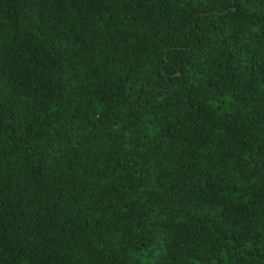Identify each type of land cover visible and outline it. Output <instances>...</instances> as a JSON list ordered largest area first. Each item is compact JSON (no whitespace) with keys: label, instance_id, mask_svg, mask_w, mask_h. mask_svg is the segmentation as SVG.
<instances>
[{"label":"trees","instance_id":"obj_1","mask_svg":"<svg viewBox=\"0 0 264 264\" xmlns=\"http://www.w3.org/2000/svg\"><path fill=\"white\" fill-rule=\"evenodd\" d=\"M0 264H264V0H0Z\"/></svg>","mask_w":264,"mask_h":264}]
</instances>
